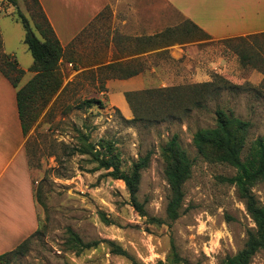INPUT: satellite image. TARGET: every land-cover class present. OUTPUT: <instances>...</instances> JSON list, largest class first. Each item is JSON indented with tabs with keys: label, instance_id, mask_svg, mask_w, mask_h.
Instances as JSON below:
<instances>
[{
	"label": "rangeland",
	"instance_id": "1",
	"mask_svg": "<svg viewBox=\"0 0 264 264\" xmlns=\"http://www.w3.org/2000/svg\"><path fill=\"white\" fill-rule=\"evenodd\" d=\"M108 1L66 47L59 63L62 84L24 136L39 232L27 236L25 253L8 255L3 264H154L159 260L163 264H218L243 246L246 231L254 223L234 185L227 181L234 168L199 154L192 135L199 128L214 126V111L223 108L251 122L244 153L253 139L264 136V75L253 65L243 64L239 56L249 46L264 53L259 45L264 40H227L264 30L207 33L193 27L168 3L161 8L160 0H136L137 5L155 10L149 13V28L141 30L140 24L127 20L125 12H115L114 6L122 10L124 0ZM204 2L213 11L210 1ZM16 3L40 36L34 25L43 23V10L34 0ZM229 3L224 4L232 8L234 4ZM0 5L2 50L26 68L32 56L23 42L24 29L9 17L16 7L3 0ZM248 12L255 14V8L248 7ZM58 25L65 41L61 22ZM166 28L174 29V42L150 52L149 71L120 77L126 72L119 69H125L131 60L126 55L133 49L126 38ZM263 28L264 20L252 29ZM119 39L124 42L115 44ZM115 59L125 65L109 68L106 64ZM8 64L0 58V67L12 78L15 72ZM95 64L99 66L80 69ZM31 73H23L21 83ZM196 88L207 91L205 97ZM88 99L93 101L85 104ZM81 134L104 155L116 157L123 170L148 156L137 192L142 214L130 204L122 180L108 175L109 170L98 169L87 154L77 150ZM174 134L191 160V174L182 186L179 216L172 221L166 216L170 189L161 147ZM252 191L264 203V181ZM70 232L83 242H99L77 252L69 244ZM102 240L112 241L129 257L113 253L112 246ZM172 245L178 260L173 258ZM250 264H264V250Z\"/></svg>",
	"mask_w": 264,
	"mask_h": 264
},
{
	"label": "trees",
	"instance_id": "2",
	"mask_svg": "<svg viewBox=\"0 0 264 264\" xmlns=\"http://www.w3.org/2000/svg\"><path fill=\"white\" fill-rule=\"evenodd\" d=\"M3 1L16 7V10L10 14V17L14 21L21 23L24 29L23 42L32 56V64L29 67V71L33 73V76L24 85L19 87L18 83L24 70L17 67V61L12 56L2 51L0 40V58L3 61H7L11 68L10 70L15 73L11 78L1 67L0 71L17 88V111L22 133L25 136L32 123L39 116L40 111L51 100L52 96L56 94L62 84L59 63L63 57V48L44 14L42 15L43 23H35L34 25L35 30L40 35L37 36L27 17L17 7L16 0ZM34 1L38 4L39 9H41L38 0ZM188 23L198 28L193 22L188 21ZM173 30V28H166L148 38L151 41L159 38L165 40L166 45H170L174 42V39L171 38ZM246 37H249L253 41L258 37L264 40V31L247 36L232 37L227 40L240 39L243 42L247 39ZM259 45L262 46L261 48L264 52V44ZM239 56L243 64L253 65L264 75V53L249 46L248 49L243 48ZM110 66L112 65L109 64L108 67ZM137 73L126 72L121 74L120 77H130ZM196 89L200 90L199 95L205 97L207 91H204L203 88ZM130 94V92L126 93L127 99H129ZM92 101V99L85 100V104H90ZM197 105L201 107L198 101ZM250 125V121L236 117L232 113H227L223 108H216L214 111V126L199 128L192 135V143L199 154L211 161L225 163L234 168V174L228 177L227 181L234 185L239 198L243 201L247 214L254 223V226L246 231V239L243 246L236 253L222 257L218 264H250L252 257L257 252L264 250V203H261L252 191V187L255 184L264 181V136L253 139L249 143L246 153H244L243 150L247 144V133ZM81 141L82 144L77 150L80 153L87 154L91 161L96 163L98 169L109 170L108 175L114 179L122 180L129 194L130 204L142 214L143 204L139 202L137 192L139 189L140 171L146 166L148 156L138 158L128 170H123L115 160L116 157L114 158L111 154L106 156L101 150L95 149L94 144L87 142L86 135L81 134ZM161 152L166 163L164 175L170 189V197L166 204V216L169 220L173 221L179 216L183 197L182 186L191 174V160L178 141L176 134L172 135L165 142L161 147ZM33 196L36 203L37 199L34 192ZM39 202L42 201L39 200ZM38 232L39 228L33 234ZM28 239L29 237L25 238L12 250L0 254V264L7 261L8 255L25 253ZM68 241L77 252L95 246L99 242L96 240L83 242L73 232H70ZM102 241L112 246L113 253L129 257L125 250L115 245L112 241ZM172 249L173 258L178 260L174 245H172ZM132 264L143 263L132 261ZM154 264H163V262L159 260Z\"/></svg>",
	"mask_w": 264,
	"mask_h": 264
},
{
	"label": "crops",
	"instance_id": "3",
	"mask_svg": "<svg viewBox=\"0 0 264 264\" xmlns=\"http://www.w3.org/2000/svg\"><path fill=\"white\" fill-rule=\"evenodd\" d=\"M124 1V5L121 4L122 10L117 9L118 4L114 6L115 12H125L127 20H134L140 24V29L144 30L143 28L151 23L149 13L155 10L148 5H137L136 0ZM209 1L213 11H209V4L204 0H160L161 8H165V4L168 3L179 14L207 33L216 32V34L226 33L228 35L264 30V28L252 29L253 26L264 20V0ZM38 2L58 38L63 52L75 40L76 36L109 4L108 0H38ZM225 2H232L234 5L229 8L228 5L224 4ZM248 7L250 9L255 8V14L253 12L249 14ZM2 9L0 5V10ZM234 11L237 13L233 14ZM10 19L13 20L11 17ZM59 22H61L60 26L64 30L65 41H62L61 34L57 31ZM160 32L148 35L137 33L126 38L125 43L130 42L133 49L131 54L126 55V58L131 60L126 63L125 69L120 68L123 63L119 62L118 59L110 60L106 65L111 64L112 66L109 68H115V70L120 68L119 72L149 71L150 52L164 49L167 46L165 40L156 38L151 41L148 38ZM123 42L124 40L119 39L115 44ZM2 51L13 57L12 53ZM30 65L24 68L17 62V67L23 69L24 74L26 72L31 73L29 71ZM97 66L99 64L80 67V69L96 68ZM32 76L33 73L21 83L22 77L18 86L24 85ZM16 89L5 74L0 71V254L15 248L38 228L33 186L24 153L25 139L17 111Z\"/></svg>",
	"mask_w": 264,
	"mask_h": 264
}]
</instances>
